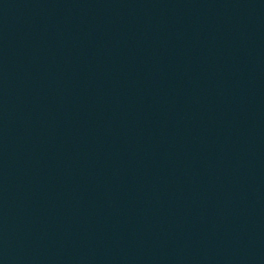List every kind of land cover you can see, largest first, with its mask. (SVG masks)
I'll return each mask as SVG.
<instances>
[{"label":"water","instance_id":"1","mask_svg":"<svg viewBox=\"0 0 264 264\" xmlns=\"http://www.w3.org/2000/svg\"><path fill=\"white\" fill-rule=\"evenodd\" d=\"M0 264H264V0H0Z\"/></svg>","mask_w":264,"mask_h":264}]
</instances>
